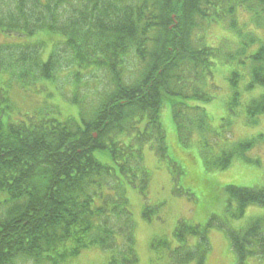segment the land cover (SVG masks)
<instances>
[{"label": "trees", "instance_id": "1", "mask_svg": "<svg viewBox=\"0 0 264 264\" xmlns=\"http://www.w3.org/2000/svg\"><path fill=\"white\" fill-rule=\"evenodd\" d=\"M239 12H249L264 30V0H0V36L20 37L0 43V80L25 93L30 85L47 82L60 95L57 81L65 70L73 92L69 102L77 109L65 113L57 104L39 119L20 121L5 115L13 110V99L0 101V264H64L93 246L120 250L119 238L126 241V250L106 264L135 262L126 184H132L137 174L145 183L150 179L143 162L145 143L155 139L156 151L167 157L161 122L165 101L171 100L180 140L193 132L211 133L207 113L191 107L189 95L202 93L199 96L210 101L212 96L201 89L205 79L219 64L231 65L236 55H248L257 43L248 88L259 85L263 91L249 103L247 115L255 122L264 113V39L244 41L246 36L238 34L242 49L237 53L205 42L204 29L221 25L227 17L231 30H236ZM52 34L57 41L51 45L47 39ZM36 36L35 42L24 39ZM131 61L140 66L135 81H127L134 79ZM86 76L91 79L85 82ZM101 76L103 89L96 85ZM240 76L234 71L230 77L234 105L240 102L235 90ZM90 83L93 91L87 94L97 104L85 113L88 95L80 88ZM258 143L264 144V133L217 155L211 146L200 156L202 172L226 169L236 156L249 160L246 152ZM96 152H106L115 164L100 161ZM227 190L226 211L233 218L243 217L251 204L264 205V185H229ZM148 208L144 217L151 220ZM123 215L127 219L120 224ZM220 223L240 258L255 252L251 248L254 240H262V219L239 229L230 228L227 220ZM209 224L181 221L174 232L179 242L174 248L172 240L159 238L171 254L167 264L193 260L203 264ZM123 227L127 230H119ZM193 236L198 237L196 245L190 243ZM158 246L154 241L153 248Z\"/></svg>", "mask_w": 264, "mask_h": 264}, {"label": "rangeland", "instance_id": "2", "mask_svg": "<svg viewBox=\"0 0 264 264\" xmlns=\"http://www.w3.org/2000/svg\"><path fill=\"white\" fill-rule=\"evenodd\" d=\"M248 13L239 12L237 14L238 26H236V30H231L229 17L221 20L223 23L219 26L204 29L207 31L205 42L212 47H222L225 52L235 51L237 53L242 49L241 46H238L240 40L238 34L246 36L244 41H249L250 37L255 36L264 39V30L256 23L257 20L250 18ZM202 33L203 31H199L201 41L204 43ZM38 37L24 39L26 42H35ZM7 38L0 36V43H4L5 40L16 42L20 37ZM44 39H46L45 35ZM47 40L51 45L56 44L57 35L52 34L51 39ZM201 41L199 40L200 43ZM258 47L255 43L248 49V55H236L231 65L219 64L215 73L213 72V75L211 74L207 80L205 79L203 86L199 85L202 92L212 96L210 101L201 98L199 95L202 93L197 95V92H194L189 95L191 97L188 99V104L191 107L197 106L204 109L207 113L211 133L193 132L186 138L187 140H180L173 119L171 100L165 101L161 112V122L166 132L167 157L156 151L158 142L155 139L145 143L143 162L150 173V179L145 183L137 174L136 178H131L132 184H126L127 207L131 213L130 216H132L135 239L136 260L133 264H167L171 254L167 249H164L162 241L160 242L158 239L168 238L173 241V248L177 246L179 242L175 238L174 232L181 221L200 226L210 223L208 248L203 264H264V205H249L241 218H233L231 212L226 211L229 196L227 186L260 187L264 185V144L258 143L246 152V157L249 160L236 156L233 164L226 169L202 172L203 164L200 160V156L207 155L212 147L213 153L217 155L223 149L232 148L238 141L258 137L264 133V113L259 115L255 122L249 120L247 115L249 103L263 91L259 85L248 88L253 80L252 74L249 72L251 63L254 62L251 56ZM243 55L246 57H241ZM129 69L134 72V79H127V81H135L139 76L140 66L135 61H131ZM234 71H238L241 75L235 89L240 93V102L237 105L231 103L235 91L230 77ZM67 75V71H61L60 76L62 77L57 81L56 90L60 91V95L63 97L62 101H60V95L55 94L54 86L44 84L47 82L39 81V83H43L37 86L30 85L28 92L25 93L21 88H15L16 90L7 88L5 82L0 80V101L7 97H11L14 101L13 110L5 115H10L20 121H29L31 118L39 119L45 110L50 111V106L57 104L62 107L65 113L76 112V107L71 106L69 102L73 98V92L70 91L71 77H67ZM99 78L96 85L103 89L104 84L100 82L103 77ZM90 79L89 76H86L84 81ZM92 85L93 83L81 86V94H91ZM190 88L187 90L192 91L193 86ZM94 93L95 90L93 95H95ZM85 103L87 105L85 113H91L93 106L97 104V99L92 100L88 95ZM5 105L6 103L2 107ZM95 154L100 161L115 164L106 152H96ZM128 176L130 175L128 174ZM192 178L195 179L189 182ZM142 186H144L143 190ZM181 188L186 189V194L177 191ZM146 206H149L148 214L151 220L144 217ZM235 207L236 203L233 202L231 208ZM256 218L262 219V231L259 235L262 240H254L251 249H254L255 252L243 257L244 259L240 258L232 247L227 231L221 227L220 222L227 220L230 228L239 229L249 225ZM121 219L119 223L123 224L127 216L123 215ZM124 229L126 228H119V230ZM123 235L124 233L118 232V236L123 237ZM154 241L161 248L158 246L154 249ZM197 241L198 237L193 236L190 243L196 245ZM120 244L123 247H120ZM116 245L120 250L116 248L103 249L100 246L87 248L80 255L64 264H106L115 253L118 252L117 255L121 257L120 253L126 250L125 240L120 241L119 238ZM187 264H199V262L193 260Z\"/></svg>", "mask_w": 264, "mask_h": 264}]
</instances>
